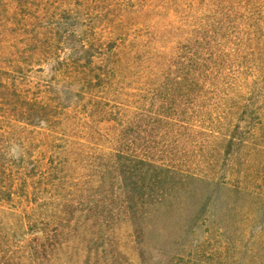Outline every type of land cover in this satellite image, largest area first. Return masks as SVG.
<instances>
[{
    "label": "trees",
    "instance_id": "1",
    "mask_svg": "<svg viewBox=\"0 0 264 264\" xmlns=\"http://www.w3.org/2000/svg\"><path fill=\"white\" fill-rule=\"evenodd\" d=\"M139 1L153 16L163 11V44L120 31L123 24L101 30L103 10H90L89 0H63L59 13L44 6L51 21L43 24L38 0H0V117L45 139L32 151L37 155L22 148L18 163L10 151L0 160L7 177L0 205H10L18 228L34 234L0 245V264L19 253L28 264H117L115 255L101 257L109 240L88 238L76 247L57 225L50 229L66 201L39 203L46 188L76 186L82 176L68 173L82 161L97 170L100 185L109 177L136 238L138 223L191 179L231 189L264 217V0ZM123 6L135 15L143 8L134 10L132 0ZM40 63L50 86H35L25 73ZM79 126L111 145L92 143L86 151L87 140L67 132ZM74 147L83 159L67 157ZM80 212L78 237L92 229ZM261 244L264 257V237Z\"/></svg>",
    "mask_w": 264,
    "mask_h": 264
},
{
    "label": "rangeland",
    "instance_id": "2",
    "mask_svg": "<svg viewBox=\"0 0 264 264\" xmlns=\"http://www.w3.org/2000/svg\"><path fill=\"white\" fill-rule=\"evenodd\" d=\"M41 1L38 0L40 5L37 15L41 19V24L45 21L50 23L51 19L43 14V7L50 9L55 7V12L59 13L62 10L60 4L63 0ZM89 2L86 3H89L90 10H96V8L103 10L99 11L100 17L103 18L102 21L101 19L100 22L96 20L101 30L107 29L109 23L111 25L123 24L124 30L120 31L128 30V33L131 34L133 31L141 33L146 39L156 37L163 44L165 39L161 40V37L166 35L162 30L166 23L163 11L153 16L143 7L144 3L139 0H132L134 10L138 5L143 7L141 13L137 15L126 12L129 9L124 8L123 0H89ZM55 20L53 19V21ZM155 24L159 30H155ZM43 67H45L43 63L35 64L25 72L30 75L31 82L35 86L39 84L44 87L53 83ZM133 83L130 82L129 85H133ZM12 125L15 127H11ZM67 132L72 137L77 136L87 140L86 151L87 146L88 150L93 151L92 143H101L106 146L112 143L110 139H105L97 133L87 134L86 128L84 129L83 126L74 128V130L71 128ZM44 141V136L39 134L38 129L21 122L13 123L7 117H0V160L8 159L7 151H10L15 162L18 163L19 156H17L16 149L26 148L29 152L31 151L30 154L28 153L29 155H35L36 152L32 151H35L37 145L44 144ZM135 142L139 143L138 140ZM74 148L67 152V157L83 159L85 152ZM82 162L77 163L74 171L71 168L68 173L74 178L78 177L77 174L82 176L76 186L65 187L58 191L46 188L38 194L41 206H44L48 201L45 197L53 196H58L68 203L67 206L65 204V207L68 208L62 216V220H55L56 223L50 224V229L53 230L57 225L56 233L60 235L64 232L63 237L72 241L73 246L84 247L85 239L88 238L109 240L110 245L107 246L106 253H103L101 257L108 259L109 256L115 255L118 258L117 264H172L175 262H179L178 264H264V257L261 256L264 217L261 212H257L251 204H248L245 197L236 194L231 189L216 188L206 185L201 180H189L183 189L171 193L157 207L154 214L145 216L138 223L137 227L140 233L136 238L132 233L130 223L122 220L119 200L110 194L109 177L105 175L103 185H100L98 178L101 176L97 170L87 167ZM68 167L70 168V165ZM215 173L222 176L223 172L216 170ZM6 178L5 175H0V189H5ZM70 180L71 178L68 182ZM86 189L89 196L87 195L84 199ZM103 199L102 203L100 200ZM88 205L91 206V210L86 211ZM12 209L5 203L0 205V245L2 246L6 242L15 245L22 238L28 241H32L34 238L31 231L25 232L18 228L16 215ZM80 210L85 212L83 217L89 225H92V229L91 233H83L78 237L76 232L82 228V225L75 220L76 216L81 213ZM36 237L38 240L41 239L40 234H37ZM255 251L256 254H253ZM71 253L73 254V251ZM25 255L27 256V254ZM26 256L21 253L15 254L14 260L10 259L7 264H28ZM2 260L4 258L0 254V261ZM36 264L48 263L40 259Z\"/></svg>",
    "mask_w": 264,
    "mask_h": 264
}]
</instances>
